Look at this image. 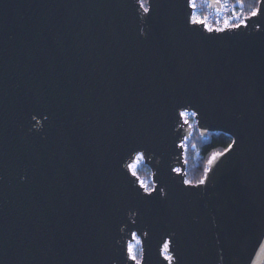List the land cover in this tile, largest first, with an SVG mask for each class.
<instances>
[{
	"label": "water",
	"instance_id": "1",
	"mask_svg": "<svg viewBox=\"0 0 264 264\" xmlns=\"http://www.w3.org/2000/svg\"><path fill=\"white\" fill-rule=\"evenodd\" d=\"M146 5L0 0V264H264V0ZM186 111L232 138L197 184Z\"/></svg>",
	"mask_w": 264,
	"mask_h": 264
},
{
	"label": "trees",
	"instance_id": "2",
	"mask_svg": "<svg viewBox=\"0 0 264 264\" xmlns=\"http://www.w3.org/2000/svg\"><path fill=\"white\" fill-rule=\"evenodd\" d=\"M236 8H242L244 13L251 15L257 11L260 0H231ZM204 11L209 10L208 3ZM245 15V14H244ZM188 147L185 152L186 161V179L189 183L197 184L202 182L208 170L209 162L212 158L224 152L232 144V138L222 132L202 134L195 124L192 126V135L187 139ZM141 178H147L152 175L150 168L143 164L142 168L137 171Z\"/></svg>",
	"mask_w": 264,
	"mask_h": 264
},
{
	"label": "rangeland",
	"instance_id": "3",
	"mask_svg": "<svg viewBox=\"0 0 264 264\" xmlns=\"http://www.w3.org/2000/svg\"><path fill=\"white\" fill-rule=\"evenodd\" d=\"M143 7L146 8L147 0H141ZM224 2L228 1V4L231 5L228 11H225L224 18H217V16L210 13V11H204L205 8V2L206 0H192V5L194 7V16L193 20H198L199 22H202L201 20L204 19L206 16L209 18L210 21L214 24L219 25H229L233 26L236 22H238L240 19L246 17V13H244L242 8H236L231 0H223ZM256 12V11H255ZM254 12V13H255ZM252 13V14H254ZM245 14V15H244ZM249 16V15H247ZM211 23V22H210ZM183 118L186 122L190 123L191 126H194L196 124V120L194 118V113L190 111H186L183 113ZM192 135V133H191ZM190 135V136H191ZM185 146V152L188 147L187 140L184 142ZM185 158H187V155L185 154ZM144 163L143 156L139 154L136 158V160L131 164V170L137 174V171H139ZM138 175V174H137ZM139 176V175H138ZM140 178L141 184L145 187V190L151 191L153 189V182H152V175L147 178ZM131 257L135 258L137 261H140L141 259V243L139 237H136L135 240L130 244L129 247Z\"/></svg>",
	"mask_w": 264,
	"mask_h": 264
},
{
	"label": "built area",
	"instance_id": "4",
	"mask_svg": "<svg viewBox=\"0 0 264 264\" xmlns=\"http://www.w3.org/2000/svg\"><path fill=\"white\" fill-rule=\"evenodd\" d=\"M219 1L221 2L220 10L215 9L214 11H210V9H209V11H210L211 14L217 16V18H224V16H225V11H228L229 8L231 7V5L228 4V1H226V2H224L223 0H219ZM208 8H209V4H208ZM246 17H248V16H246ZM246 17L240 19V20H239L238 22H236L235 25H233V26H238V25L244 23ZM194 21H196V20H194ZM201 21L204 22L205 27H206L208 30H213V29L221 30V29H224V28H226V27H231V26H229V25H219V24H214V23H212V21L209 20V18H208L207 16H206L204 19H202ZM197 22H199V21L197 20ZM210 22H211V23H210Z\"/></svg>",
	"mask_w": 264,
	"mask_h": 264
}]
</instances>
